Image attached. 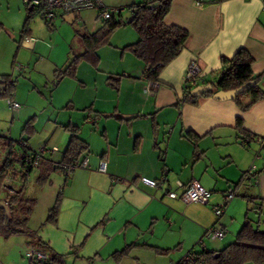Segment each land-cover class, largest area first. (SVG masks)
<instances>
[{
    "label": "crops",
    "instance_id": "obj_1",
    "mask_svg": "<svg viewBox=\"0 0 264 264\" xmlns=\"http://www.w3.org/2000/svg\"><path fill=\"white\" fill-rule=\"evenodd\" d=\"M134 2L103 0L106 8H124L126 11L118 18L125 21L131 17L128 7ZM195 5L194 0H172L165 23L188 30L190 38L182 53L164 68L159 81H149L145 77L143 61L124 49L136 43L139 36L131 25H121L111 36L107 45L109 52L102 54L103 60L109 62V71H103V79H96L94 83L95 90L84 91L78 101L74 96L78 87L86 88V83L78 81L77 72L85 60L79 63L76 78L65 77L60 81L55 77V70L64 68L70 57L66 59L67 63L62 55L51 63L50 74L53 81H58L57 89L66 83L67 92L57 99V102L63 101L61 105L53 106V111L49 109L50 127L44 139L31 142L38 129L34 124L36 118L30 117L33 110L27 111L26 107L15 110L17 117L11 124L14 127L17 122L22 126L19 138L13 134L12 127L0 129L1 137L24 140L31 150L42 145L58 148L54 154L46 155L41 165L32 171H38L36 186H29L32 172L26 185L31 196L26 198L36 200L29 227L46 244L47 249H36L48 258L54 254L65 256L63 264H177L186 252L199 249L198 241L205 229L216 222L213 206L222 202L230 188L236 189L237 196L219 219L227 233L232 230L226 244L235 240L242 227L238 228L235 222L238 209L244 208L245 221L249 208L254 206V203H248L247 197L254 198L256 204L263 203L260 217L257 211L253 213L261 219L264 229V153L256 159L260 150L256 138L264 137V98L245 112L235 101L213 96L201 95L194 101H183L188 89L183 81L185 71L193 58L198 59L205 71L206 81L216 80L221 74L222 58H232L244 48L254 58L253 72L264 73V0H205L202 7ZM24 13L23 25L16 28L0 19V34L13 32L10 38H14L16 32L17 43L21 46L26 31V37L34 39L25 48L32 56L40 55L43 50L47 53V48L53 52L48 41L55 39L54 36L66 26H71V41L76 37L81 40L77 30L94 33L102 27L96 20L95 10H83L78 14L58 12L52 24H45V32L39 35L34 24L42 17L35 15L25 28L27 7ZM127 13L130 17L125 19ZM63 35L68 38L67 34ZM71 41L68 39L67 44ZM107 46L101 47L98 53ZM18 50L10 62L11 67L20 57ZM99 57L101 61L100 54ZM0 75L8 73L2 69ZM110 79L119 80L117 89L110 85ZM259 86L264 91V77ZM14 88L13 98L19 101L17 88ZM250 100L247 97L243 103ZM53 103L56 102L52 100ZM58 109L63 110L62 114L57 112ZM238 118L243 119V127L238 126ZM31 119L34 120V131L28 135L23 129ZM69 125L79 128L80 138L89 146V151L79 158L87 157L89 168H77L68 176L58 169L40 185L37 178L45 168L43 163L52 161L55 165L64 157L70 140V133L65 128ZM61 129V132L57 131ZM188 133L196 139L191 140L185 135ZM59 152L62 154L57 158ZM100 160L107 163L106 172L99 171ZM253 165L255 171L248 175ZM142 176L164 181L159 188H152L139 181ZM114 178L119 181L113 182ZM177 181L184 185L198 181L211 193L209 202L187 205L180 199L170 198L168 190L177 194L183 190ZM240 192H243L242 199L237 200ZM57 196L61 197L57 224L44 223ZM227 233L223 240L207 241V248L222 250L227 246L222 243ZM128 246L131 248L127 253L115 256ZM32 248L35 247L25 236L7 239L0 234V264H29L27 254ZM43 264L55 263L51 260Z\"/></svg>",
    "mask_w": 264,
    "mask_h": 264
},
{
    "label": "trees",
    "instance_id": "obj_2",
    "mask_svg": "<svg viewBox=\"0 0 264 264\" xmlns=\"http://www.w3.org/2000/svg\"><path fill=\"white\" fill-rule=\"evenodd\" d=\"M41 1L42 4L39 6H29L24 2L28 9V17L24 25L25 28L30 19L35 15H40L43 19L42 12L46 0ZM171 5L172 0H139L128 7L130 10L132 9L131 17L133 16V20L131 23L128 20L119 19L118 16L121 15L120 13L108 21L103 22L102 27L94 33L77 30L76 32L81 37L85 50L82 54L73 56L72 60H68L69 62L64 68L56 69L54 73L55 77L58 81L65 77L76 78L78 65L83 60L97 68L100 61L98 50L110 44L111 36L121 25L129 24L134 27L139 39L136 43L127 45L124 49L130 50L136 58L143 61L146 67L145 77L149 81H159V77L164 68L182 53L190 38V32L188 30L176 25L168 26L165 23L164 19L169 14ZM45 24H52V22L46 21ZM25 32L22 38L26 36ZM253 63L254 58L246 49L241 48L232 58H222V69L219 78L206 81V84H212L214 91H229L239 88L245 83L257 80L258 83L254 88L245 90V92L239 94L234 100L239 108L245 112L256 101L264 98V91L259 86V82L264 77V73L255 74L252 69ZM118 81L110 79L109 83L113 88L117 89L118 84L116 82L118 83ZM0 85L3 86L0 90V98L14 99L15 81H12L8 75H0ZM214 91L205 92L203 96H213ZM190 92L192 90H185L184 102H191L192 95ZM247 97H250L251 100L248 103H243V100ZM237 122L239 127H243L242 118H238ZM33 123V119L26 122L23 133L31 135L34 131ZM65 129L70 133V140L68 146H66L67 148L61 162L72 163L80 160L79 158L89 151V146L80 138L78 134L79 128L77 126L69 125ZM188 134L185 135L191 140L194 141L196 139L191 133ZM1 152H3V156H1ZM28 156V150L19 144V141L0 136V190H2L1 186L7 176H10L14 183H20L17 194H6L4 199H0V234L7 239L12 236L22 235L29 238L30 244L33 247L47 249L43 240L37 236V232L29 227V218L36 206V200L26 198L23 193L27 187L26 185L29 183L30 174L36 167H27L25 165ZM41 162L39 165H41ZM43 165L45 168H43V171L40 172L37 178V183L40 185L47 181L50 173L60 169L52 161H46ZM238 186H235V188H238ZM57 197L44 223L57 224L56 220H58L59 208L61 207V197ZM247 199L249 204L254 203L252 208L254 211L260 212V209H263V203L256 204L254 198L247 197ZM250 213L251 209L248 210L244 224L241 225L242 227L238 231L235 240L222 250L212 251L206 248L202 251L201 249L192 248L190 253L195 252L197 256L189 262H183V259H181L177 264H197L200 262H203V264H264V229L261 228L262 221L260 218L256 221L252 219ZM130 248L131 246H128L121 252L115 254V256L121 257ZM63 257L65 256L54 254L51 258H47V262L52 260L55 264H63Z\"/></svg>",
    "mask_w": 264,
    "mask_h": 264
},
{
    "label": "rangeland",
    "instance_id": "obj_3",
    "mask_svg": "<svg viewBox=\"0 0 264 264\" xmlns=\"http://www.w3.org/2000/svg\"><path fill=\"white\" fill-rule=\"evenodd\" d=\"M135 1H139V0H135ZM25 9H26V6L23 0H0V19L8 23V25L16 28L18 27V25L20 24L23 25L24 23ZM124 11L126 10L124 9ZM129 17L130 16H128V13H127L125 15V19H128ZM34 25H35L34 29H35L36 34L42 35L45 32L46 25L44 23V20H42L41 18H37ZM70 27H67V26L64 27L62 31L58 32L57 35L54 36L55 39L48 41L49 44L53 46V52L52 50L47 48L48 50L47 53H45L44 52L45 50H43L40 55L38 54L36 56H32L28 51L25 50V48L28 46L25 44L24 40L21 43V46L18 45L17 42H18L19 36L16 32H14L15 34L13 36L14 38H10L11 37L10 33H13V32L3 31L0 34V63L3 61V63L0 64V70L4 69V71L8 73V76L10 77V79L12 81H15V86L20 96V98L17 99L19 100L18 103L20 104V106L23 109H25L26 107L27 111H29L28 109L33 110V112H31L30 114V117L36 118V123L34 124H35V127L38 129V133L36 135V138H31L32 143H36L37 139L41 140L45 138L44 135H46L50 127L49 121H48L49 113H50L49 109L53 111L54 110L53 106L61 105L63 101L57 102V99L61 95H63L64 92L65 93L67 92L66 83H64L57 89L56 84L58 81H53V77L50 74L52 73L51 63L54 60L57 61L59 59L58 56H61V55H62V59L63 60L65 59L64 63H67L66 59H68V57H70V59L72 60L73 56H77L79 53H82L84 51L83 44L80 39L76 37L73 41L70 40L72 38ZM131 28H134V27L131 26ZM63 34H67L68 38L64 37ZM68 39L69 41H71V43L69 42L70 44H67ZM18 48H19L18 51L21 52L20 57L15 62L16 64H14V66L11 67L10 62H12V59L16 53L15 50H17ZM104 52L106 53L109 52L108 46L103 48L101 52H99L101 56V61H99L97 68L94 67V65H92L91 63L89 64V63H86L85 61L80 64V70L79 72H77L78 73L77 76L79 79L78 81L85 82L86 88L78 87V92L76 93V96H74L75 100L78 101V98L84 91L85 93L93 92L96 88V86L94 87V83L96 82V79L98 81H101L100 79H103V77L101 76H104L105 74V72L103 71H109V62L106 59L103 60L102 58V54ZM73 92L74 90L72 91V93ZM52 100L53 102H56V103L52 104ZM7 101L8 99H0V129L8 130L10 129V127H12L11 125L13 122L12 120L14 117H17V113L15 111L13 112V110L10 109ZM62 111L63 110L58 109L57 112L59 114H62L61 113ZM56 115L57 114L55 112L53 114L54 120L57 117ZM59 119L60 121L62 120L61 116ZM14 125L15 126L12 127L11 130L13 131L14 135H18L15 137L19 138V136L21 135L20 129L22 126H19V123L17 122L14 123ZM57 131L61 132L62 129L57 130ZM42 144H44V142H42ZM63 148L64 147L62 146L61 151L63 150ZM61 154L62 153L59 152L56 157L60 158ZM37 172L38 171H34L31 174V180L29 184V186H31L30 188L36 186L35 178L38 175ZM3 185H5V183H3L1 186L2 190H0V199H4L6 194H8V192L4 190ZM18 185H20V183H17V182L14 183V186L19 189L20 186ZM23 195L26 197H31L27 189H25ZM241 195H243V192H240L237 200L242 199ZM249 209H251V213H250L251 218L256 221L257 216L253 213L255 211L252 208H249ZM238 210H239L238 218L235 219L234 217V219H235V222H237V227L240 228L241 225H243L244 223L243 221H244L245 212H244V208L243 210L241 209H238ZM235 212H237V210ZM228 231L229 232L227 233L226 239L222 242V243H225V245H227L226 243H229L230 241L229 239L231 238V235H232V230L230 229ZM207 241H210V240H207ZM207 241H206V244H207ZM216 241L218 242L220 240H214V241H211V243L216 242ZM211 245H213V247L217 246V244H211Z\"/></svg>",
    "mask_w": 264,
    "mask_h": 264
},
{
    "label": "built area",
    "instance_id": "obj_4",
    "mask_svg": "<svg viewBox=\"0 0 264 264\" xmlns=\"http://www.w3.org/2000/svg\"><path fill=\"white\" fill-rule=\"evenodd\" d=\"M29 6H39L42 4L41 0H23ZM195 6L202 7L205 5V0H194ZM83 10H95L97 11V21L99 23H103L108 21L109 19L117 16L118 14L124 11V8L118 7H107L104 5L103 0H46V3L43 7V19L45 22H53L57 17L58 12H62L64 14H78ZM132 10V9H131ZM130 10V11H131ZM25 44L31 43L34 41L33 38H25ZM184 80L185 81V88L192 90L202 84H206V73L203 68L200 66L198 59L193 58L188 66L186 67ZM8 105L12 110L20 109V104L18 101L14 99H8ZM257 142L260 145V150L256 154V159L260 158V155L264 153V137H257ZM19 144H21L25 149L28 150L29 156L26 159L25 165L27 167H37L42 159L45 158L48 154H54L58 151V148L55 146L42 145L36 150L29 149L30 147L24 140H20ZM62 172L68 176L73 170L77 168H89V160L88 158H84L83 160L74 161L72 163H62L58 162L55 163ZM107 163L104 160H100L98 169L101 172H106ZM255 171V165L251 166L248 171V175H252ZM113 182L119 181V178L112 179ZM143 184L150 186L152 188H159L161 186V181L163 180H155L150 179L148 177L142 176L140 180ZM5 185H3L4 190L8 192V194H17L18 188L14 186V182L10 176H7L4 180ZM177 185L179 188H182V192L177 194V192L173 190H168L167 194L170 198L173 199H180L184 202V204H192V203H200V204H207L209 202L210 192L203 187L198 181H192L187 185H184L182 182L177 181ZM236 196V190L231 188L228 192L224 195L222 202L213 206V214L217 218V221L211 225L210 227L206 228L204 231L203 236L198 241L199 249L202 251L207 248L206 241H214V240H222L226 235V228L219 222V219L224 214L226 207L230 204ZM260 213L259 211L257 212ZM260 215V214H259ZM29 257V264H43L48 261V256L43 251L32 248L28 251ZM197 256L195 252H186L183 256V262H189L190 260L194 259ZM203 264V262L197 263Z\"/></svg>",
    "mask_w": 264,
    "mask_h": 264
},
{
    "label": "water",
    "instance_id": "obj_5",
    "mask_svg": "<svg viewBox=\"0 0 264 264\" xmlns=\"http://www.w3.org/2000/svg\"><path fill=\"white\" fill-rule=\"evenodd\" d=\"M133 20V16L128 19V22L131 23ZM258 83L257 80L252 81L250 83H245L244 85L240 86L239 88L229 90V91H224V90H217L214 91V87L212 84H205V85H200L192 90L191 95H192V100L194 101L197 99L199 96L203 95L205 92L209 91H214L213 97L215 99L219 100H235L239 94H242L247 91L248 89L254 88L255 85ZM2 85H0V90L2 89ZM2 202V201H1Z\"/></svg>",
    "mask_w": 264,
    "mask_h": 264
}]
</instances>
